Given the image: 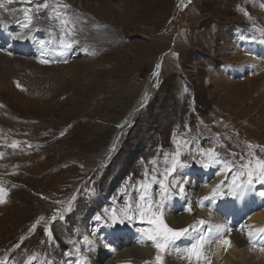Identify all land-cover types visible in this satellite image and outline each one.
I'll use <instances>...</instances> for the list:
<instances>
[{
  "label": "rangeland",
  "instance_id": "obj_1",
  "mask_svg": "<svg viewBox=\"0 0 264 264\" xmlns=\"http://www.w3.org/2000/svg\"><path fill=\"white\" fill-rule=\"evenodd\" d=\"M39 2L49 7L41 8L27 30L8 23L16 22L15 16L25 19L23 13L34 3L16 15L18 10L0 0V19L10 27L1 36L38 60L42 55L44 60L53 54L75 56L66 63L42 65L33 57L0 51V175L22 185L0 181L9 190L0 203V255L43 217L13 255L15 264L36 254L46 264H71L67 256L81 249L91 255V264H157L155 244L125 227L119 231L133 245L121 243L117 255L94 258L103 253L93 252V227L112 225L108 213L113 208L123 218L120 210L139 201L142 183H151L147 196L158 199L160 187L150 177L162 176L177 150L188 167L173 175L190 180L184 187L194 210L180 208L176 214L172 205L181 198L174 196L164 208V219L177 229L200 219L208 223L182 238L186 249L178 240L160 252L163 264H194L187 248L196 236L217 228L218 219L223 232L211 242L241 231L243 240L238 241L245 247L248 216L264 205L238 203L248 191L258 195L259 183L231 196V203L229 195L217 198L215 209L214 201H205L202 208L197 201L221 181L227 192L232 177L246 171L242 166L264 160V0ZM53 8L67 13L72 33L58 20L48 21ZM55 30L67 41L64 48ZM35 32L46 40L45 50L33 46ZM208 150L230 163L231 170L220 164L202 167L198 161L208 162ZM58 209L63 219L52 221ZM139 247L145 249L141 255L127 254ZM253 264H264V255Z\"/></svg>",
  "mask_w": 264,
  "mask_h": 264
},
{
  "label": "snow or ice",
  "instance_id": "obj_2",
  "mask_svg": "<svg viewBox=\"0 0 264 264\" xmlns=\"http://www.w3.org/2000/svg\"><path fill=\"white\" fill-rule=\"evenodd\" d=\"M48 7L49 5L47 3H41L36 7L35 11L39 12L41 8ZM62 7L66 8L68 5H62ZM52 12L61 26L65 29L66 33H72L74 26H70L71 21L68 18L67 13L60 11L57 8H53ZM245 14L248 15V13ZM23 15L27 21H31L34 18V15L30 9L25 10ZM262 43H264V41H262ZM41 46H43V42H41ZM65 47H70V45H65ZM42 62L47 63V61ZM157 68L159 69V65ZM120 127H123V125H120ZM13 147H15V145H13ZM208 153L211 154L208 155L207 163H205L203 160L198 161L202 167L209 168L215 164H220L222 165V170H231L232 165L226 161L220 160L217 154H215L214 150H208ZM182 155L183 153L177 150L175 153L171 154L170 167L165 168L162 176L161 174L155 173L151 175V182L157 183L160 187L158 199H153L147 196V192L151 187V183H142L140 184L142 194L139 197V201L135 203V205L128 203L123 209L120 210L123 213V218H119L117 216V210L115 208H113L108 213L113 224H123L125 220L131 221L137 218L142 223H146V227L139 228L137 231L140 232L146 240L155 244L156 248L158 249L156 256L157 264H163V258L160 255V252L166 251L170 246H174L176 241L192 236L194 232H197L200 228L208 223L207 221L200 219L188 227L177 229L170 227L164 219V208L169 204L174 196L181 198V209L183 211L191 213L194 210L192 202L187 197L184 187L185 184L190 183V180L187 179V177H185L183 180H177L173 175H179V169L188 167L186 161L181 159ZM242 167L245 168L246 171H241L232 177V183L228 186L227 192L222 189L221 185L223 184V181H221V184L214 186L208 195L199 198L197 201L198 206L202 208L204 207L205 201L213 202L217 198L225 195L236 196L238 193L243 194L245 191L254 190V185L256 183H259L262 189L258 192V196L264 199V160L257 159L255 166H252V161L249 160L248 164ZM244 176L247 178L242 179ZM169 177H172V179H169ZM4 192L5 189L0 188V203L5 202L3 196ZM74 199L75 197H73V200ZM68 210L71 211V208L69 207ZM58 218L63 219V216L60 215L59 209L57 210L56 215H53L51 219L52 221H56ZM43 219L44 218L41 217L36 223L39 224ZM97 219L101 220L103 217L98 216ZM35 227L36 225L34 224L33 228ZM241 227H243V225ZM207 231L209 234H211L213 229L208 228ZM216 232L221 234L223 232V226H217ZM256 232L264 233V228L257 229ZM47 234L49 237H52V231L50 227L47 229ZM253 235V232L248 233L250 241ZM206 242V238L203 235L196 236L194 242L190 247L187 248V252L189 253L188 258L195 256L197 260L201 258L207 260V257L203 255V249ZM223 243L227 246H231V241L228 239L223 240ZM260 250L264 252V247H261Z\"/></svg>",
  "mask_w": 264,
  "mask_h": 264
},
{
  "label": "bare ground",
  "instance_id": "obj_3",
  "mask_svg": "<svg viewBox=\"0 0 264 264\" xmlns=\"http://www.w3.org/2000/svg\"><path fill=\"white\" fill-rule=\"evenodd\" d=\"M257 196L258 195L254 194L253 192L248 191L244 196L240 197L238 205L242 203V207L246 206L249 208H254V206H252L253 201L257 202V206L264 205V199ZM230 197L231 196H228L227 203L232 202L231 200L233 199V197H231V199ZM216 202L217 200H215L213 204L211 203L214 209L216 208ZM198 214L201 215V213ZM221 220L222 219H218L217 224L220 223L219 226H222L223 224ZM171 222L173 224L176 223L175 220ZM246 225H248V227L246 226L247 228H245L246 231H248L247 235L249 232H253L254 235L251 238V241L250 238H248L249 240L245 247L243 245L241 246L238 241V239L243 240L241 231H239L237 235L235 233H232L231 235L229 234L230 237L227 236V238H220L215 242H211L213 240L212 237L218 234L216 232V227H213V231L211 234H209L208 232H203V236L207 241L203 249V255L207 257V260L203 258L197 260V258L193 256V259L191 261L194 264H251L250 260H254L256 262L260 256L264 255V253L260 250L261 247H264V233L256 232L257 229L264 228V206L262 210H255L250 216H248ZM213 226H216V224L213 223ZM219 237L221 236L219 235ZM225 239L231 241V246H227L223 243V240ZM144 251L145 249L140 247L136 249L132 248L127 251V254L132 255L134 253L137 255H141ZM249 256H254V259H249ZM254 261H252V264L254 263Z\"/></svg>",
  "mask_w": 264,
  "mask_h": 264
}]
</instances>
